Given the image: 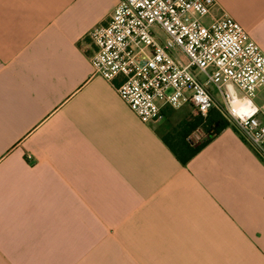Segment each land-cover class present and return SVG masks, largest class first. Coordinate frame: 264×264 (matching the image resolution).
<instances>
[{"label": "crops", "instance_id": "0c3cea01", "mask_svg": "<svg viewBox=\"0 0 264 264\" xmlns=\"http://www.w3.org/2000/svg\"><path fill=\"white\" fill-rule=\"evenodd\" d=\"M119 1L0 0V264H264V164L235 128L183 166L94 74ZM216 1L264 52V0Z\"/></svg>", "mask_w": 264, "mask_h": 264}, {"label": "built area", "instance_id": "2783aa9c", "mask_svg": "<svg viewBox=\"0 0 264 264\" xmlns=\"http://www.w3.org/2000/svg\"><path fill=\"white\" fill-rule=\"evenodd\" d=\"M218 9L216 0H120L87 34L91 64L119 80L118 95L142 123H160L170 109L205 119L215 110L264 164V52Z\"/></svg>", "mask_w": 264, "mask_h": 264}, {"label": "trees", "instance_id": "16d2710c", "mask_svg": "<svg viewBox=\"0 0 264 264\" xmlns=\"http://www.w3.org/2000/svg\"><path fill=\"white\" fill-rule=\"evenodd\" d=\"M213 111L210 112V115L204 124V127L208 132V138L204 141L195 144H192L189 141L191 134L195 132L204 121V118L200 115H198L199 118L196 119L194 124L192 122L183 123L181 126H179V130L174 134L162 136V140L166 146L171 150V152L183 166H186L190 160L195 157L213 138H215L226 127L229 126L226 122L223 123L216 118H212L213 114L211 113ZM218 115L221 117L220 114Z\"/></svg>", "mask_w": 264, "mask_h": 264}, {"label": "rangeland", "instance_id": "374dc122", "mask_svg": "<svg viewBox=\"0 0 264 264\" xmlns=\"http://www.w3.org/2000/svg\"><path fill=\"white\" fill-rule=\"evenodd\" d=\"M211 114H213L212 118H216L217 120L223 123L226 122L229 125L227 120L218 115L219 113L213 111ZM197 118H199L198 114H196L194 110L190 107H184L181 109H170L167 111L165 119L156 125L158 126L160 134L162 136H166L169 134H174L176 131H178L179 126H181V124L183 123L192 122L194 124ZM206 120L207 118H204L203 123L189 137V141L191 143L201 142L208 138V132L204 127Z\"/></svg>", "mask_w": 264, "mask_h": 264}]
</instances>
